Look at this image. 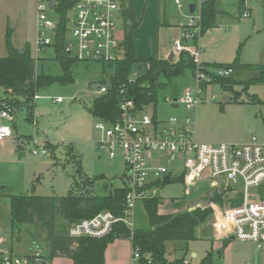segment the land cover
Instances as JSON below:
<instances>
[{"label":"rangeland","instance_id":"rangeland-1","mask_svg":"<svg viewBox=\"0 0 264 264\" xmlns=\"http://www.w3.org/2000/svg\"><path fill=\"white\" fill-rule=\"evenodd\" d=\"M232 3L229 14L220 17L214 28L201 34L199 45L202 61L226 66L238 59L242 63L264 65V0H245L252 12L249 18L241 17L240 10L243 6L238 7L237 0H231ZM170 11L174 19L179 18L182 22L188 20L185 6L179 7L171 1ZM174 19L170 21L174 22ZM7 28L16 47L23 49L25 45L30 44L37 74L41 72L42 66L47 72L54 74L62 72L60 64L52 60L55 57L52 47L37 51V0H0L1 57L7 55ZM119 28L124 30L123 20H120ZM181 31L182 29L178 30L173 25L160 28L149 25L142 27L139 30L141 41L136 42V54L142 59L155 55L158 48L160 50L164 44L170 45L176 37H182ZM188 43L193 45L194 41L189 40ZM182 52L184 51L176 54V59ZM159 55L161 56V52ZM203 65L206 68L204 63ZM139 72L138 69L133 73L137 76ZM194 72L195 70H187L173 79L172 82L176 84L179 94L193 83L191 76ZM112 73L113 68L108 63L77 61L72 67V80L55 82L39 89V97L33 102L36 125L26 119L27 105L22 107L14 105L17 113L15 121L2 120L11 126L13 135L0 142V230L16 254L24 255L34 248L42 257L47 258L50 245L46 239V230H40L37 226H24L20 234L18 228L12 229L10 215L12 196L63 197L73 188L77 192L94 191L105 194L111 188L123 185L125 164L122 158H111L107 153L100 157L98 154L96 139L99 130L95 126L97 118L91 112L93 101L100 96L95 90L103 81H109ZM248 76L247 72H243L240 78L245 79ZM212 94L216 95L215 99H212ZM4 95V90L0 87V100L8 102ZM224 95L229 97L227 102L223 99ZM170 96H174L170 87L159 92L155 108L157 118L167 119L171 116L196 118L191 129L195 131L198 140L245 143L256 136L258 142L264 143V82L251 84L248 89L242 84H237L232 91H226L218 83L207 86L205 99L194 112L187 111L183 105L173 108L166 100V97ZM57 97H62L63 101L56 102ZM0 105L2 106V103ZM147 107H149L147 114L151 115L154 108L150 105ZM34 139H37V145ZM45 141L56 146L55 155H52L51 151L48 155L41 152L33 153L32 150L36 147L42 149ZM21 152L23 155L20 157ZM45 161L52 162V166L38 176V170ZM88 179L91 180V184ZM211 187L213 185L210 180H201L195 186L189 187L185 185L184 177L182 182L176 179L173 183L164 185L159 191V207L164 213L171 214L211 206L213 213L206 222L197 227V238L188 242V250L196 251L198 256L192 258L188 255V258L192 264H200L208 252L214 251V264L220 262L244 264L247 258L252 259L254 254L259 255L262 250L256 249L251 242L236 238L224 242L206 237L212 231L216 236L223 231L219 224L220 216L225 210L219 209L222 196H214V189ZM231 187L234 190H242L243 185L241 182L232 183ZM252 191V197H256L254 190ZM258 193L264 198V184ZM135 219L136 230L149 228L148 217L142 203L136 208ZM56 225L61 229L67 227L69 229L72 223L69 224L57 212ZM184 248L182 242L169 241L167 260L174 261L181 257L185 252ZM222 248H226V253L219 256L216 250ZM131 254L132 243L129 237L116 238L106 249L105 264H129ZM51 262L72 264V260L65 257L51 258Z\"/></svg>","mask_w":264,"mask_h":264},{"label":"built area","instance_id":"built-area-1","mask_svg":"<svg viewBox=\"0 0 264 264\" xmlns=\"http://www.w3.org/2000/svg\"><path fill=\"white\" fill-rule=\"evenodd\" d=\"M125 0H37V51L46 47L54 50L56 37L62 20L60 8L66 9L67 53L84 62H115L125 55L123 41L125 35L119 28L121 12ZM179 7L185 6L184 0H174ZM204 0H189L196 3L193 12L188 13L187 23L182 38L175 41V54L188 51L194 60L195 72L188 85L179 95L166 97L174 104L183 105L187 111L194 112L205 99L206 87L216 83L218 78L229 77L234 73L233 67L205 68L201 59L199 39L201 36L202 4ZM53 4V6H51ZM241 17L249 18L251 9L243 1ZM193 40L194 44H188ZM186 41V42H185ZM135 74V75H134ZM133 73L130 81H134ZM124 93V88L121 90ZM107 92L106 85L95 90L98 95ZM39 97L35 95V99ZM216 95L212 94V99ZM62 102V97L55 98ZM0 142L13 135L9 124L17 118L14 106L1 101ZM149 106V105H148ZM154 108V105H150ZM145 106L139 109L134 98L123 97L119 105V116L115 121L97 118L96 139L98 154L107 153L111 158L120 157L125 164L122 177L127 189L124 212L116 215L106 210L93 217L83 218L72 223L68 229L71 238H103L111 234L120 223L130 230L132 254L129 264H159L149 255H143L141 248L134 244L136 227V208L142 201L159 196L164 185V177L169 175L175 181L179 175L184 176L186 186H195L201 180H210L212 185L220 177H226L229 183L243 185L244 203L235 208L223 210L219 224L223 231L217 237L234 236L242 241L252 242L260 250L264 249V198L258 191L264 184V143L256 136L245 143L203 142L197 139L191 125L196 118L171 116L158 119L154 112L149 115ZM31 122L36 125L33 115ZM38 147L34 154L48 155L51 151ZM37 145V139H34ZM254 190L256 197H252ZM5 232V231H4ZM36 245V244H35ZM37 246V245H36ZM35 246V247H36ZM44 257L33 248L24 255L16 254L0 230V264H41ZM184 264H192L188 256ZM250 264V263H248Z\"/></svg>","mask_w":264,"mask_h":264},{"label":"trees","instance_id":"trees-1","mask_svg":"<svg viewBox=\"0 0 264 264\" xmlns=\"http://www.w3.org/2000/svg\"><path fill=\"white\" fill-rule=\"evenodd\" d=\"M216 1L205 0L202 4L201 34L216 26ZM243 1L241 0V5ZM67 7L62 4L60 8L62 20L54 46L55 57L52 59L60 64L62 71L60 74L47 72L43 66L41 72L37 74L30 44L25 45L23 49L16 47L7 28V55L0 56V87L4 90V98L11 105L17 107L27 105L26 119L29 121L34 115L33 102L39 89L55 82L72 80V67L79 61L66 51L64 31ZM122 15L126 20L128 10L125 5H123ZM136 28V23H126L123 41L125 55L118 61L107 62L113 68V73L110 74L109 81H103V85L107 86V92L96 97L93 101L91 112L96 118L115 121L120 114L119 105L124 96L134 98L139 109L154 105L156 115L155 108L159 92L170 87L174 96L179 95L176 84L172 82L173 79L187 70H195L192 56L185 51L173 61L162 58L139 60L134 43ZM102 63L105 64V62ZM226 66L233 67L234 73L229 77L218 78L216 81L226 91H232L237 84H242L245 89H248L251 84L264 82V65L242 63L236 59L232 64ZM138 69L139 75L134 81H130L131 75ZM243 72L249 74L248 78H240ZM122 88L125 90L124 93L121 91ZM45 144L51 150L52 155H55L56 146L49 141ZM183 177L181 176L177 180L182 182ZM88 180L91 184V180ZM126 194L127 189L122 185L111 188L105 194H98L94 191L77 192L73 188L67 196L63 197L15 195L10 199L12 229L18 228L19 234L24 226L34 225L40 230H46L50 253L41 264H52L51 258L56 257L69 258L72 260V264H105V252L108 245L116 238L129 237L131 230L125 224L120 223L106 237L74 239L69 236L68 227L58 228L56 214L59 212L69 224L83 218L93 217L106 210L121 215L125 208ZM142 206L148 217L149 228L135 229L134 244L141 248L143 255H149L159 264H184L185 258L190 255L187 248L188 242L197 238L196 229L209 219L213 213L212 207H198L192 211L171 214L160 213L159 196L145 199L142 201ZM169 241H178L185 245L184 254L174 261H168L166 257ZM33 243L37 244L35 240ZM214 255V252H208L200 264H214Z\"/></svg>","mask_w":264,"mask_h":264},{"label":"crops","instance_id":"crops-1","mask_svg":"<svg viewBox=\"0 0 264 264\" xmlns=\"http://www.w3.org/2000/svg\"><path fill=\"white\" fill-rule=\"evenodd\" d=\"M171 1L175 4L174 0H125L123 2V5H125L126 10H128V17H126V20L123 19V15L121 12V16H122L121 21L123 20V22L125 23V28H126V23H128V24L136 23L137 24V28H136L135 33H134L135 50H136V42L141 41L140 35H139V30L142 29V27H145L147 25H149V27L150 26H156L158 28L163 27L165 25L166 26L173 25L178 30L182 29L181 35L183 34V31L185 30L184 25L187 23V21L182 22L179 18L174 19L171 16L172 15L171 11H170ZM188 1L189 0H184V2L186 4L185 5L186 11H187L186 15H188V13L191 12L190 8H189V5L191 3H188ZM232 5H233V3L231 4V0H217L216 1V8H217L216 22L220 20V17H223L225 15L227 16L229 14V10H230ZM237 5H238V7L241 8V0H237ZM170 19H174L175 21L171 22ZM125 28H124V30L120 29L124 35H125ZM180 38H182V37H176V39H174V42H171L170 45L164 44L160 50L158 48L156 50L155 55H150L149 57L142 59L136 54L137 58L139 60H142V61L148 60L150 58L168 59L174 50L175 41L180 39ZM153 43L154 42H151V44H153ZM190 45H192V44H190ZM151 51L154 52V49H152ZM160 52H161V56L159 55ZM175 59H176V54L174 52V59L173 60H175ZM201 59H202V57H201ZM202 62L205 64V66L207 68L228 67V66H216V65H219L218 63H211V62H206V61H202ZM223 99L225 102H227L229 99L228 95H224ZM173 108H179V107H173ZM45 162H49V161H45ZM215 181H216V182H214L215 184L211 188L214 189L213 190L214 196H219V195L222 196V201L219 204V209L235 208V207L241 206L244 203L243 188H242V190L232 189V187H231L232 184L229 183V181L226 179V177L217 178ZM159 211H160V213H164V210L161 207H159ZM166 212H172V211H166ZM211 233L209 235H206V237L211 238V239H215V240L219 239L222 241H226L228 239H235V238H232V235H230L228 237H217L213 231ZM252 244L254 247H256V245L254 243H252ZM12 248H13V246H12ZM256 249H258V248L256 247ZM259 251H261V250L259 249ZM189 252H190V256L192 258L198 256L196 251L191 250ZM212 252H214V251H212ZM216 252H218L217 254H219V256H224L226 253V248H222L221 250H216ZM194 253H196L195 256H194ZM248 263H250V264H264V250H262V252H260L259 255L254 254L253 258L250 260H248V258H247L244 264H248ZM219 264H232V263L220 262Z\"/></svg>","mask_w":264,"mask_h":264},{"label":"water","instance_id":"water-1","mask_svg":"<svg viewBox=\"0 0 264 264\" xmlns=\"http://www.w3.org/2000/svg\"><path fill=\"white\" fill-rule=\"evenodd\" d=\"M51 6H53V4H51ZM196 7V3H191L189 5L190 11L193 12V10ZM170 61H173L174 59V52L171 53L170 57L168 58ZM173 107H178V104H174ZM21 155H23V152L20 153V157ZM52 166V162H43L41 164L40 169L38 170L37 175L39 176L45 169L49 168ZM164 183L165 184H170L173 183V179L171 178V176L167 175L164 177ZM232 238H235L234 236H232ZM196 255V253H194V256Z\"/></svg>","mask_w":264,"mask_h":264}]
</instances>
